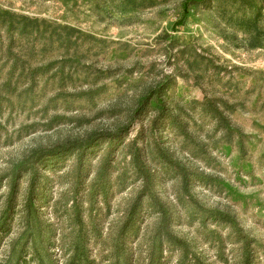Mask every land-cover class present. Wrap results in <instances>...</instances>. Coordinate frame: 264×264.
Instances as JSON below:
<instances>
[{"label": "rangeland", "instance_id": "obj_1", "mask_svg": "<svg viewBox=\"0 0 264 264\" xmlns=\"http://www.w3.org/2000/svg\"><path fill=\"white\" fill-rule=\"evenodd\" d=\"M186 1L0 0V9L95 36L80 41L82 72L75 79L84 88L89 83L108 85L94 100L72 99L46 113L39 109L52 93L32 111H11L6 103L0 109V177L21 165L31 168L20 179L9 212L12 179L0 182V264H129L131 256L133 264H179L182 250L160 245L155 231L159 216L150 199L128 230L123 252L120 231L143 188L130 164L135 141L152 175L151 193L191 253L206 264H264V105L256 103L264 92L262 1L190 4L183 24L174 28ZM186 44L216 57L236 79H246L245 88L263 84L260 93L250 88L244 95L243 88L238 99L244 103L227 113V125L235 129L232 135L200 105L187 106L192 100L223 95V87L214 75L196 82L185 64L189 54L179 51ZM169 75L173 85L168 102L176 107L175 115L183 110L181 119L204 145L205 160L188 151L192 144L170 118L156 121V111L132 116L137 102ZM52 117L58 119L49 124ZM128 125L126 136L93 140ZM70 143L81 145L83 152L38 159L40 150ZM160 149L188 169V189L179 167L166 164ZM32 180L35 193L30 201ZM212 212L229 215V223L215 222Z\"/></svg>", "mask_w": 264, "mask_h": 264}, {"label": "trees", "instance_id": "obj_2", "mask_svg": "<svg viewBox=\"0 0 264 264\" xmlns=\"http://www.w3.org/2000/svg\"><path fill=\"white\" fill-rule=\"evenodd\" d=\"M209 1L211 0H187L184 5L183 17L174 24V28L177 25L183 24L189 12L190 4L205 6ZM261 1V9L264 10V0ZM2 30L3 32H1ZM88 38L97 39L95 36L87 34L71 25L49 22L38 17L19 14L9 9H0V71L3 73V81L0 82V109L6 103L11 111H32L41 99H45L49 93H52L47 99L46 104L39 109V111L46 113L50 109H58L61 103L66 104L72 99L94 100L106 92L108 85L104 82L100 84L89 83L86 88L81 86L82 84L79 85L80 88L77 86L78 79H75V76L82 72L80 69V58L83 57L82 55L79 58L77 51L80 41ZM73 47H75V52H72ZM57 51L61 52V58L54 56V53ZM179 51L182 55L189 54L185 58V64L188 71L194 73L196 82H199L206 75H214L222 82L223 87V95L206 97L203 101L192 100L190 103H187V106L194 109L193 106L200 105L208 115L218 120L219 125L228 129L229 135H232L235 129L229 128L227 125V113L234 111L238 105L244 103L243 101L245 100L238 98L243 96L241 92L245 88L247 80L236 79L232 75L231 70L218 63L216 57L198 51L194 45L186 44ZM234 69L239 68L234 66ZM222 71H226L229 74L228 78L221 74ZM172 85L173 78L169 75L164 82L150 90L145 97L137 102L136 107L132 110V116L133 118H142L149 112L156 111V121L170 118V124L176 125L183 139L192 144L193 147H189L188 151L194 157L205 160L206 149L204 145L196 141L195 137L186 129L181 119L180 115L183 113V110H180V114L175 115L173 111L176 110V107H172L168 102L167 93ZM262 86V83L253 82L252 86L245 88L244 95L250 91V88L256 91L259 90L260 93ZM263 94L264 92L262 91L258 95L256 99L257 105L261 103L264 105ZM63 107L69 108L67 105ZM57 119L52 117L48 123H55ZM128 131L129 125L111 134L97 135V138H93V140L102 139L101 141H111L113 138L117 139L121 135L126 136ZM73 151L83 152V149L77 143L61 144L54 148L40 150L38 159L47 156H60L64 153L70 154ZM159 153L166 164L179 167L182 184L185 189H188L190 184L188 169L180 166L167 151L160 149ZM130 154V164L135 168L137 175L142 178L143 188L130 204L120 231L123 252L127 251L125 238L128 230H131L135 226L141 216V209L145 201L150 199L155 212L159 216L155 231L160 239V245L162 246L164 243H167L182 250L183 255L180 258L179 264H206L200 261V257L197 254L191 253L187 241L172 229L171 219L164 205L159 201L157 196L152 195V175L146 166L144 151L137 145L136 141L131 146ZM30 169L27 165H21L16 171L0 177V182L12 179L7 212L14 208L19 192L20 179ZM34 193L35 185L32 180L29 192L30 201H32ZM186 193L188 192L186 191ZM210 218L215 220V222L229 223L230 221L229 215L221 212H212ZM129 262V264H133L132 256ZM245 264H250V262L246 261Z\"/></svg>", "mask_w": 264, "mask_h": 264}]
</instances>
